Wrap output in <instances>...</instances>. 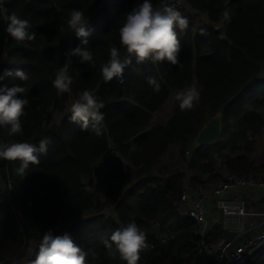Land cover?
I'll return each instance as SVG.
<instances>
[{
    "label": "trees",
    "instance_id": "16d2710c",
    "mask_svg": "<svg viewBox=\"0 0 264 264\" xmlns=\"http://www.w3.org/2000/svg\"><path fill=\"white\" fill-rule=\"evenodd\" d=\"M137 2L6 3L8 14L28 20L37 37L14 42L0 16V52L7 53L0 73L22 69L30 75L28 81L14 76L3 81L9 87L23 84L29 105L21 118L23 136H10L0 127V142L48 143L27 176L16 174L13 162L0 160V264H31L49 229L69 232L88 253V264H126L108 254L103 240L131 221L147 237L138 264H198V225L177 206L186 185L195 192L223 182L226 175L264 177V162L250 158L264 136V0H184L179 11L189 27L178 33L180 64L134 59L124 71L123 84L105 82L100 64L112 46L120 47L123 15ZM153 5L157 8L159 0ZM71 8L90 16L93 34L86 47L94 52L97 65L91 68L73 57L72 92L57 95L51 81L65 61L64 53L80 45L66 23ZM225 9L230 10V22L221 15ZM149 76L157 78L160 92L148 85ZM193 85L201 93L199 106L181 111L176 102L168 121L154 124V114L171 95ZM84 90L106 105L101 110L102 136L83 131L70 120L71 114L60 125L55 123V115L65 113ZM219 113L222 137L213 145L195 147L205 123ZM112 148L114 157L109 156ZM211 236L212 242L228 235L215 226ZM245 264H264V248Z\"/></svg>",
    "mask_w": 264,
    "mask_h": 264
},
{
    "label": "clouds",
    "instance_id": "9594fccd",
    "mask_svg": "<svg viewBox=\"0 0 264 264\" xmlns=\"http://www.w3.org/2000/svg\"><path fill=\"white\" fill-rule=\"evenodd\" d=\"M0 0V16L5 20L4 32L16 43L34 41L37 32L31 30L30 22L22 19L15 13L8 14L6 3ZM58 11H65L58 9ZM67 26L72 34L80 41V45L68 49L65 53L63 65L56 71L51 81L57 95L71 94L73 76L70 72L73 57L79 58L80 64L95 68L97 60L94 52L86 47L89 37L93 34L90 28V16H86L81 8L66 10ZM225 22H230L229 9L222 12ZM189 27L186 16L173 6L166 5L163 9L156 8L153 0H138L136 5L123 15V22L119 27L120 47L112 46L106 62L100 64V74L105 82L116 80L122 82L125 69L132 62L133 57L137 63L145 61L152 64L167 63L169 66L180 64L181 41L178 33ZM85 46V47H82ZM127 55H122L121 50ZM7 53L0 52V61H4ZM16 77L20 81H28V72L17 69L15 72L5 69L0 73V127L7 128L10 136H23L24 128L22 117L26 115V106L29 99L24 95L26 87L16 83L9 87L3 84L7 77ZM148 85L155 92H160L161 85L156 77L147 78ZM174 100L178 102L181 111L193 110L201 101V93L195 87L175 93ZM106 107L103 100L90 90L79 94L70 108V120L79 123L83 131H90L97 137L102 136L105 128V113L101 111ZM46 140H41L39 146L27 141L0 142V160L14 163V171L21 176H27L31 165L38 164L40 154L46 152ZM18 162V163H17ZM145 232L131 221L115 229L111 235L103 240L108 254L113 258L119 257L126 264H138L140 253L148 247ZM29 252L33 249L29 247ZM88 253L78 245L71 234L63 231L58 234L49 229L42 234V238L31 264H88Z\"/></svg>",
    "mask_w": 264,
    "mask_h": 264
},
{
    "label": "built area",
    "instance_id": "2783aa9c",
    "mask_svg": "<svg viewBox=\"0 0 264 264\" xmlns=\"http://www.w3.org/2000/svg\"><path fill=\"white\" fill-rule=\"evenodd\" d=\"M166 5L182 10L184 0H159L157 8L163 9ZM124 81L123 73L122 82L119 84ZM115 154V149L112 148L110 155ZM8 188L12 190L10 183ZM249 191L263 194L264 177L255 179L226 175L223 182L201 190L200 193H192L188 189L183 191L177 206L198 225V264H245L264 248V210L255 208L256 199L245 198ZM236 192L242 194L233 200L227 199ZM210 200L214 201L213 208L216 210L211 214L208 209ZM214 226H220L223 232H227V238L211 242Z\"/></svg>",
    "mask_w": 264,
    "mask_h": 264
},
{
    "label": "crops",
    "instance_id": "0c3cea01",
    "mask_svg": "<svg viewBox=\"0 0 264 264\" xmlns=\"http://www.w3.org/2000/svg\"><path fill=\"white\" fill-rule=\"evenodd\" d=\"M196 86V85H194ZM172 97V95H171ZM171 97L169 98L167 104L165 105V107L163 108V110H161L160 112H157L154 114V124L156 123H165L164 121H160V118H166L167 120L169 119L170 117V114L172 113L173 109L175 108L174 105H176V102H172V104H170L169 107H167L168 103L170 102V99ZM156 120L158 122H156ZM252 160V159H251ZM190 175V173H189ZM186 188H188V190H192L194 192L193 189H191V186L190 185H186ZM208 189V188H207ZM199 191V190H197ZM203 191V190H202ZM242 193L241 192H236V193H232L230 194L227 199L228 200H233L234 198H236L237 196L241 195ZM245 198H247V200H254L256 199L257 200V203L255 204V208L259 209V210H264V193H253V192H248L246 195H245ZM214 206V201L213 200H210L209 203H208V209L210 210V214L215 212L216 210L213 208Z\"/></svg>",
    "mask_w": 264,
    "mask_h": 264
},
{
    "label": "water",
    "instance_id": "95a60500",
    "mask_svg": "<svg viewBox=\"0 0 264 264\" xmlns=\"http://www.w3.org/2000/svg\"><path fill=\"white\" fill-rule=\"evenodd\" d=\"M222 113L211 118L199 132L194 146L203 147L213 145L222 137Z\"/></svg>",
    "mask_w": 264,
    "mask_h": 264
},
{
    "label": "rangeland",
    "instance_id": "374dc122",
    "mask_svg": "<svg viewBox=\"0 0 264 264\" xmlns=\"http://www.w3.org/2000/svg\"><path fill=\"white\" fill-rule=\"evenodd\" d=\"M199 21L201 22L202 21V19H199ZM194 86V85H193ZM196 87V86H195ZM174 95H175V93L174 94H172V97H171V99H170V102L168 103V105H167V107H169L170 106V104H172L173 105V103L172 102H176L175 100H174ZM79 97H77V98H74L70 103H69V105H68V107H67V110L65 111V113H63V114H60V113H58V114H56L55 115V123L57 124V125H60L61 124V122H62V120L67 116V115H70L71 113H70V108H71V105H72V103L75 101V100H77ZM175 106V105H174ZM164 121V122H167L168 120L166 119V118H160V121ZM156 122H158L157 120H156ZM258 145L255 147V149H254V152L250 155V158L255 162V163H261V162H264V136H260L259 138H258ZM222 161V160H221ZM221 161H219V165L221 164ZM86 183H88L87 181H86ZM88 189L89 190H92V187H88ZM111 214H113L112 212H110ZM110 213H106V214H108V215H110ZM215 227V226H214ZM222 230V229H221ZM225 234H228L227 232L225 233V232H223L222 231V235H225ZM221 238H224V236H222Z\"/></svg>",
    "mask_w": 264,
    "mask_h": 264
},
{
    "label": "bare ground",
    "instance_id": "6f19581e",
    "mask_svg": "<svg viewBox=\"0 0 264 264\" xmlns=\"http://www.w3.org/2000/svg\"><path fill=\"white\" fill-rule=\"evenodd\" d=\"M133 60H134V59H132V61H133ZM114 79H115V78H114ZM115 152H116V151H115ZM116 155H117V154H115L114 156H116ZM109 156H110V157H114V156H111V155H110V152H109ZM185 189H188V188H185ZM185 189H184V190H185ZM191 192L193 193L192 190H191ZM198 192L200 193L201 190H199V191H195L194 193H198ZM180 212H181V211H180ZM181 213L184 214L183 212H181ZM226 238H227V237H226ZM196 258H197V257H196ZM197 262H198V261H197Z\"/></svg>",
    "mask_w": 264,
    "mask_h": 264
}]
</instances>
